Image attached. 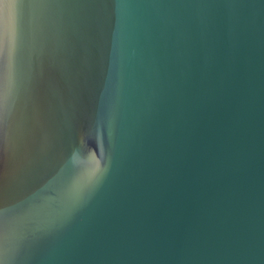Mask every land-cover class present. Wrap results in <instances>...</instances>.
Segmentation results:
<instances>
[{
  "label": "water",
  "instance_id": "1",
  "mask_svg": "<svg viewBox=\"0 0 264 264\" xmlns=\"http://www.w3.org/2000/svg\"><path fill=\"white\" fill-rule=\"evenodd\" d=\"M81 15L0 0V259L264 264V0Z\"/></svg>",
  "mask_w": 264,
  "mask_h": 264
},
{
  "label": "snow or ice",
  "instance_id": "2",
  "mask_svg": "<svg viewBox=\"0 0 264 264\" xmlns=\"http://www.w3.org/2000/svg\"><path fill=\"white\" fill-rule=\"evenodd\" d=\"M44 2L50 6H75L81 10L82 25L78 32L73 34L70 42L71 54L81 63L88 62L89 53V41L93 31V25L91 23V9L100 0H44ZM64 38H67V34H64ZM4 130L2 124H0V146L3 144ZM7 239V217L5 214V220L0 222V254L3 253V249ZM0 264H5L4 259H0Z\"/></svg>",
  "mask_w": 264,
  "mask_h": 264
}]
</instances>
